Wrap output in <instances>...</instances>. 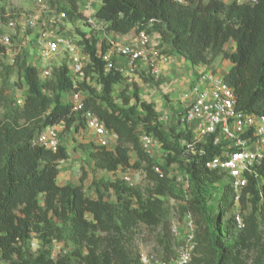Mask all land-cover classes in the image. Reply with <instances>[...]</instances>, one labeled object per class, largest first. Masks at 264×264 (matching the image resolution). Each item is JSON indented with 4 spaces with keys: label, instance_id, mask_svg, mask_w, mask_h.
Here are the masks:
<instances>
[{
    "label": "trees",
    "instance_id": "obj_1",
    "mask_svg": "<svg viewBox=\"0 0 264 264\" xmlns=\"http://www.w3.org/2000/svg\"><path fill=\"white\" fill-rule=\"evenodd\" d=\"M61 1L63 4H56L57 8L66 12L70 22L85 20L81 0ZM186 1L189 3L101 0L96 17L104 22L107 33L117 35L139 31L153 21L152 29L159 35L161 43L193 67L206 65L212 68L219 57L231 61L232 66L224 79L235 92L237 108L264 114V0L254 4L236 0L231 3L224 0ZM2 19L6 22L9 16H2ZM230 42L235 44L231 51L226 48ZM78 43L89 62L84 79L77 83H74L70 64L65 60L54 66L52 75L46 79L41 78L39 67L29 62L27 51L17 54L11 65L2 62L5 73L16 70L20 74L26 92L24 104L17 105L20 108L11 112L7 121L0 120V264L3 261L11 264H72L73 257L77 256L80 264H141L140 259L134 261L127 255L119 239L108 242L101 249L103 238L97 232L121 233V223L129 218L132 222L161 227L168 235L171 223L164 197L169 195L183 199L184 209L196 222L197 245L190 264H241V252L234 245L226 244L238 230L234 223L235 213L227 216L237 205L235 190L224 174L206 167V162L219 153L218 147L209 140L204 145L205 154L197 151L198 146H195V154L187 152L192 133L185 126L180 128L181 122L171 126L169 131L164 130L154 105L141 100L137 92L128 96L123 91L124 106H119L113 101V93L115 85L124 81V74L116 67L106 71L102 57L104 40L93 36L92 32H85ZM6 52L0 42V59ZM2 80L0 100L4 101L3 88L8 80L6 76ZM71 91L86 92V109L97 114L117 137L114 149L93 145L90 157L96 167L112 172L121 167L143 168L146 178L154 183L147 194L123 178L104 183L122 203L119 208L104 200L99 187L97 197L90 199L85 197L81 186L57 184L60 163L69 159L67 148L60 144L57 150H52L33 145L32 141L45 127L62 121L66 133L71 128L75 131L86 128L83 111H74L69 102L62 101V95ZM133 99L135 103H132ZM144 133L160 140L162 150L167 151L166 165L157 164L151 152L143 147L141 136ZM132 151L138 158L133 164ZM175 163L189 176L187 192L173 186V180L169 178L168 167ZM155 167L161 168L162 177ZM219 185L222 186L221 195L216 202L212 188ZM41 194L44 205L39 202ZM239 205L245 211L248 209L243 230L251 232L252 239L259 238L258 215L264 214V193L262 197L256 179L250 178L249 184L241 190ZM50 214L73 223V231L81 232L83 242L89 244L86 254L79 251L61 255L57 260L51 258L48 246L55 229ZM32 234L38 235L43 247L36 257H26L21 249ZM202 239L206 245H200ZM244 243L246 245V241ZM199 251L203 252L201 257L196 255Z\"/></svg>",
    "mask_w": 264,
    "mask_h": 264
},
{
    "label": "built area",
    "instance_id": "obj_2",
    "mask_svg": "<svg viewBox=\"0 0 264 264\" xmlns=\"http://www.w3.org/2000/svg\"><path fill=\"white\" fill-rule=\"evenodd\" d=\"M178 1L189 3L186 0ZM236 1L247 4L258 2V0ZM80 5L85 15L84 22L88 23L89 32L104 40L105 51L102 57L106 62V71L115 67L121 70L118 65L119 59L123 58L130 64L131 72L146 70V73L159 77L160 66L168 65L172 61L171 54L163 48H157L158 44L153 40V36L157 35L152 29L153 21L136 31L131 40L125 41L117 37V34L107 33L104 22L96 17L101 0H81ZM47 15L51 17L47 18ZM65 22H69L65 11L58 9L57 5L52 8L44 4V10L29 14L24 19L14 16L6 22L0 21V42L8 50L23 34L27 35L29 40L35 39L39 52V65H36L43 79L50 77L54 66L60 65L63 61V58L59 57V52L62 50L69 55L72 79L74 83H77L85 77L89 58L78 41L71 38L69 34L71 31L65 30L63 27ZM15 55L16 53L11 54L13 57ZM52 57H56V60L53 61ZM195 77L193 84L186 92L188 100L182 116L183 126L192 133V141L186 146L187 152L195 154V146H198L197 151L205 154L204 145L210 140L215 147H218L219 153L206 162V167L217 170L229 179L235 190L237 204H239L241 190L249 184L250 178L256 179L260 195L263 197L264 114L238 109L235 92L226 83L224 75L204 67L198 69ZM78 94L72 97V102L70 101L69 104L74 111H83L86 128L97 136L115 135L106 128L97 114L86 109L84 95ZM24 101L25 97H20L18 104L23 105ZM64 131L63 121L45 127L32 143L57 150ZM141 142L145 149L161 145L158 138L148 133L142 134ZM154 169L161 177L163 176L160 167ZM123 179L131 186L134 184L130 173L125 174ZM176 179L183 191L187 192L190 183L188 174H177ZM234 223L237 229H243L246 226L245 219L239 212L234 214ZM186 227V238L174 257L164 259L142 254L141 264H190L197 245L195 222L190 213L187 214Z\"/></svg>",
    "mask_w": 264,
    "mask_h": 264
},
{
    "label": "rangeland",
    "instance_id": "obj_3",
    "mask_svg": "<svg viewBox=\"0 0 264 264\" xmlns=\"http://www.w3.org/2000/svg\"><path fill=\"white\" fill-rule=\"evenodd\" d=\"M44 4L53 8L56 4L61 6L63 2L61 0H0V21L3 22L2 16H9L11 18L12 16H18L24 19L29 14L44 10ZM46 17L50 18L51 15H47ZM63 27H65L67 32L71 31L69 34L75 41L80 39L81 34L89 31L88 23L78 20L75 22H65ZM153 40L158 44L157 48H163L164 51L169 52L171 56L175 55L167 45L161 43V39L158 35L157 37L154 35ZM226 48L230 51L234 50L235 44L230 42ZM24 51L28 53L27 57L29 59H27L30 60L29 62H34L39 65V52L38 47L35 45V39L29 40L25 34H23L21 38H18L14 46L10 47L6 55L0 59V88L3 84V77L6 76L8 80L3 88L5 100H0V120L3 121H7V117H9V115L11 116V112L20 108L17 106L19 105L18 99L25 96L26 88L22 85L20 74L16 70H12L10 73L4 72L5 69H3L2 62L4 61L5 64L11 65L15 56L21 52L24 53ZM12 53H16V55L13 57L11 56ZM59 57L63 58L67 63H70L69 55L63 53L62 50L59 52ZM176 58L181 61L183 59L178 57V55ZM51 59L55 61L56 57H52ZM183 62L186 61L184 60ZM124 63L119 62L118 65L124 74V81L115 85L113 101L119 106H124L123 91L128 96H133L137 92L141 100L150 102L154 105L159 113V122L164 130L169 131L171 126L180 122L182 124L180 128H183L184 121L181 120H183L182 116L188 100L186 92L188 91L187 89H189L187 87L184 88L187 84L183 83L187 81H184L183 74L178 76L173 73L171 74V71H166L164 69L165 66L161 65L160 75L156 77L144 71L131 72L130 64ZM189 69L188 75L191 74L195 77L198 72L197 68L191 66ZM209 69L224 75L230 69V66L227 60L219 57L212 65V68ZM92 82L93 84L96 83L93 80ZM75 94L85 96L86 92L71 91L64 93L62 95V101L72 102V97ZM132 103H135V99L132 100ZM139 110L142 111L140 107ZM20 123L22 124L23 121H20ZM61 137L60 144L67 148L69 159L60 163V171L57 178V184L59 186H81L85 197L90 199L97 197V187H99L104 195V200L108 204L119 208L122 207V203L117 200L113 190L106 189L104 183L119 180L123 178L125 174L130 173L134 179V184L132 186L142 193L147 194L148 190L153 188L154 183L146 178V173L143 168L123 169L121 167L117 171L112 172L96 167L95 162L90 157V150L93 148V145L106 146L109 149H114L117 144V137H115V135L107 134L104 136H97L87 128H83L81 131H75L71 128L67 133L64 132ZM148 150L151 152L152 158L157 164H167V151L162 150L161 145L150 147ZM130 156L132 164L138 160L137 154L134 151L130 153ZM177 174H182V170L178 164L175 163L168 167V175L169 178L173 180V186L183 189L176 179ZM221 189V185L212 188L216 202L220 198ZM164 200L166 202L165 210L167 212V217L171 223V232H169L168 235L163 232L161 227H151L143 223L132 222L127 218L125 223H121V233H108L104 230L97 232V235L103 238L101 249L106 247L108 242L119 239L127 255L134 261L139 260L142 254L154 255L157 258H165L170 255L174 256L186 238L187 213L189 211L187 212V210L184 209L183 206L185 203L183 199L178 198V195L166 196ZM39 202L41 205H44V195L41 194L39 196ZM237 212H241L243 217H245L248 214V209L245 211L237 204L227 213V216ZM49 216L51 217V223L55 229V233L51 237V243L48 246L52 259L57 260L61 255L73 254L79 251L83 254L88 252L87 247L89 244L83 242L81 232L75 233L73 231V223L70 222L69 219L64 220L58 216H53V214ZM88 217L90 218L89 215ZM118 222H120V220H118ZM258 223L259 238L254 240L251 237V232L238 229L234 236L226 241L227 245H234L235 249L241 252V264H264V214L259 213ZM196 229L197 226L195 222V234ZM243 240L244 242L246 241V245ZM200 242L201 246L207 244L204 239L200 240ZM42 247L43 244L38 235L32 234L29 242L22 247L21 251L26 257H36ZM201 254H203L201 251L196 253L198 257H201ZM2 264H11V262L3 261ZM72 264H80V257H73Z\"/></svg>",
    "mask_w": 264,
    "mask_h": 264
},
{
    "label": "crops",
    "instance_id": "obj_4",
    "mask_svg": "<svg viewBox=\"0 0 264 264\" xmlns=\"http://www.w3.org/2000/svg\"><path fill=\"white\" fill-rule=\"evenodd\" d=\"M224 1L226 3H231L233 0H224ZM135 34H136V31L133 30L132 32H130L127 35L118 34L117 37L121 38L122 40L128 41V40H131L134 37ZM157 35L155 34V36H157ZM176 57H177V55H172V61L170 62V64L164 65L165 66L164 69L166 71L168 70V72L171 71V74L173 73L176 76H178L180 74H183V77L185 79L184 81H187L186 83H183V84H187L184 88H186V87L189 88V86H191L193 84V82H194V80L196 78V77L192 76L191 74L188 75V73L190 71L189 67H191L192 65L190 63H188L187 61L183 62L184 60L182 59V57H181L182 61L177 59ZM178 57H180V56H178ZM123 60L124 59L121 58V59H119V62L124 63L125 60L124 61ZM227 61H228V65L231 67L232 66V62L229 61V60H227ZM181 67H183V68H181ZM204 67H206V65H197V66H195V68H197V71H198V69H203ZM144 72H146V70H144ZM184 93H185V91H184Z\"/></svg>",
    "mask_w": 264,
    "mask_h": 264
},
{
    "label": "clouds",
    "instance_id": "obj_5",
    "mask_svg": "<svg viewBox=\"0 0 264 264\" xmlns=\"http://www.w3.org/2000/svg\"><path fill=\"white\" fill-rule=\"evenodd\" d=\"M234 1V0H233ZM12 17H14V16H12ZM9 18H11V17H9ZM69 21V20H68ZM81 21V20H80ZM89 32V31H88ZM78 41V40H77ZM207 67V66H206ZM120 70V69H119Z\"/></svg>",
    "mask_w": 264,
    "mask_h": 264
}]
</instances>
